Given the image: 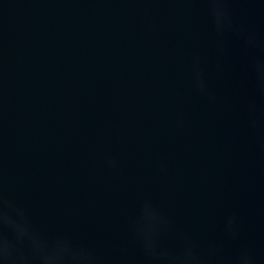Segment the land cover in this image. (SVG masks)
I'll list each match as a JSON object with an SVG mask.
<instances>
[{
	"label": "water",
	"instance_id": "water-1",
	"mask_svg": "<svg viewBox=\"0 0 264 264\" xmlns=\"http://www.w3.org/2000/svg\"><path fill=\"white\" fill-rule=\"evenodd\" d=\"M228 7L255 50L228 32L221 51L203 0H0V176L47 241L142 264L150 210L168 247L264 264V0Z\"/></svg>",
	"mask_w": 264,
	"mask_h": 264
},
{
	"label": "clouds",
	"instance_id": "clouds-1",
	"mask_svg": "<svg viewBox=\"0 0 264 264\" xmlns=\"http://www.w3.org/2000/svg\"><path fill=\"white\" fill-rule=\"evenodd\" d=\"M208 5L217 46L223 50L225 33L233 32L242 41L245 48L255 50L259 47L256 36L232 23V13L228 7L231 0H203ZM250 69L261 90L264 91V62L255 55L250 58ZM195 82L202 95L209 96L208 89L198 69L195 70ZM211 99V97L209 96ZM251 127L256 121L251 120ZM109 166L114 161H108ZM148 224L138 227L134 238L141 251L142 264H218L220 257L217 248L212 245L208 253L202 254L195 242L183 234H178L175 247L162 243L163 238L172 231L167 217L150 210L145 212ZM10 230L9 238L4 229ZM226 231L232 236L238 235L235 218L230 217ZM25 246L27 250L25 251ZM104 264L103 259L90 249L73 247L67 238L50 243L33 226L26 209L10 199L4 190L0 176V264ZM225 264H254V258L247 248L239 249Z\"/></svg>",
	"mask_w": 264,
	"mask_h": 264
}]
</instances>
